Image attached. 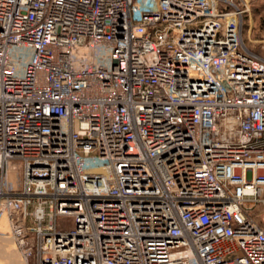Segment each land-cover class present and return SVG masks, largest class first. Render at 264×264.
Returning <instances> with one entry per match:
<instances>
[{
    "label": "built area",
    "instance_id": "obj_1",
    "mask_svg": "<svg viewBox=\"0 0 264 264\" xmlns=\"http://www.w3.org/2000/svg\"><path fill=\"white\" fill-rule=\"evenodd\" d=\"M248 10L0 0V264H264Z\"/></svg>",
    "mask_w": 264,
    "mask_h": 264
},
{
    "label": "rangeland",
    "instance_id": "obj_2",
    "mask_svg": "<svg viewBox=\"0 0 264 264\" xmlns=\"http://www.w3.org/2000/svg\"><path fill=\"white\" fill-rule=\"evenodd\" d=\"M241 1V0H240ZM249 10L244 16V38L246 44L264 56V0H242ZM252 214L264 224V203H249Z\"/></svg>",
    "mask_w": 264,
    "mask_h": 264
},
{
    "label": "bare ground",
    "instance_id": "obj_3",
    "mask_svg": "<svg viewBox=\"0 0 264 264\" xmlns=\"http://www.w3.org/2000/svg\"><path fill=\"white\" fill-rule=\"evenodd\" d=\"M7 245H8V241H5V243H3L0 240V263L4 259H8L9 261L14 262V263H20V258H19L18 253L15 251H12L11 249L9 250L7 248Z\"/></svg>",
    "mask_w": 264,
    "mask_h": 264
}]
</instances>
